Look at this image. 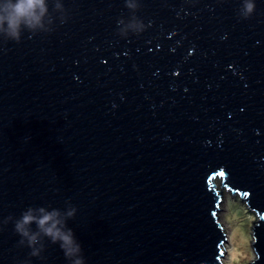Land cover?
I'll use <instances>...</instances> for the list:
<instances>
[{"label":"water","instance_id":"1","mask_svg":"<svg viewBox=\"0 0 264 264\" xmlns=\"http://www.w3.org/2000/svg\"><path fill=\"white\" fill-rule=\"evenodd\" d=\"M48 32L0 39V264H69L18 245L28 207L76 214L85 264H221L224 190L264 264V0H60ZM35 230V225H32Z\"/></svg>","mask_w":264,"mask_h":264},{"label":"clouds","instance_id":"2","mask_svg":"<svg viewBox=\"0 0 264 264\" xmlns=\"http://www.w3.org/2000/svg\"><path fill=\"white\" fill-rule=\"evenodd\" d=\"M125 8L132 13L128 21L119 19V35L126 37L130 32L138 34L144 30V24L135 16L139 8L138 0H125ZM255 11L254 0H242L240 14L248 18ZM53 13H59L61 23L65 22V10L60 0H53ZM53 24V15L49 11V0H0V39L19 43L23 31L35 34L48 32ZM76 214V208L68 205L64 211L48 210L45 207H28L19 219L7 217L3 223H14V231L20 237L18 245L27 247L29 256L41 258L47 239L53 245H59L69 264H85L82 248L74 233L67 227V221ZM32 225H35L33 230ZM27 264V262H25Z\"/></svg>","mask_w":264,"mask_h":264},{"label":"rangeland","instance_id":"3","mask_svg":"<svg viewBox=\"0 0 264 264\" xmlns=\"http://www.w3.org/2000/svg\"><path fill=\"white\" fill-rule=\"evenodd\" d=\"M218 217L226 234L223 244L224 256L221 264H252L255 254L251 248V226L255 214L249 212L243 201L236 194L224 190L219 205Z\"/></svg>","mask_w":264,"mask_h":264},{"label":"bare ground","instance_id":"4","mask_svg":"<svg viewBox=\"0 0 264 264\" xmlns=\"http://www.w3.org/2000/svg\"><path fill=\"white\" fill-rule=\"evenodd\" d=\"M225 244V243H224Z\"/></svg>","mask_w":264,"mask_h":264}]
</instances>
